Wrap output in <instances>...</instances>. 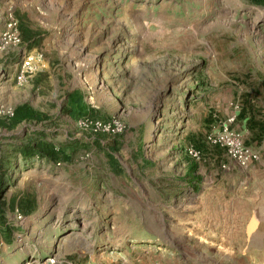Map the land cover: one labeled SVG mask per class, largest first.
<instances>
[{
    "label": "rangeland",
    "instance_id": "1",
    "mask_svg": "<svg viewBox=\"0 0 264 264\" xmlns=\"http://www.w3.org/2000/svg\"><path fill=\"white\" fill-rule=\"evenodd\" d=\"M32 51L41 67L8 82ZM76 89L107 128L62 113ZM21 101L47 120L0 129V264H264V137L237 118L264 127V0H0V118ZM39 129L70 159L14 152ZM231 133L257 159L230 158Z\"/></svg>",
    "mask_w": 264,
    "mask_h": 264
},
{
    "label": "trees",
    "instance_id": "2",
    "mask_svg": "<svg viewBox=\"0 0 264 264\" xmlns=\"http://www.w3.org/2000/svg\"><path fill=\"white\" fill-rule=\"evenodd\" d=\"M19 31V37L21 41H25L26 45L29 47L35 46L38 43L39 35L34 34V36L27 29L23 27L21 23L17 25ZM32 38V39H31ZM64 114H67L71 118L80 119H95V113L92 108L87 107L83 101V96L80 91L73 90L65 95L64 106L62 107ZM237 118L239 120L244 119V123L247 124L248 128L253 130V137L256 142L260 141L264 137V127L253 121L248 117L243 110L237 113ZM46 120V117L39 110L31 107L28 103L23 102L15 105L11 113L3 118H0V128L12 129L20 122H42ZM14 152L18 153L22 159H32L38 158L45 160V162L50 163H60L70 159V155L65 152L64 144H54L52 139H46V134L44 129H39L38 131H33L30 133V136L19 145L13 147ZM189 165L179 179L190 186H194L193 182L195 181V187L200 181L199 174L193 172L197 170V163L189 161ZM29 202H24L21 206L28 205Z\"/></svg>",
    "mask_w": 264,
    "mask_h": 264
},
{
    "label": "built area",
    "instance_id": "3",
    "mask_svg": "<svg viewBox=\"0 0 264 264\" xmlns=\"http://www.w3.org/2000/svg\"><path fill=\"white\" fill-rule=\"evenodd\" d=\"M6 19L7 27L9 28L13 26V31L12 33L7 34L8 30H5L3 35L7 34V41L12 39L15 40V42H18L19 39H16V35L14 34V30L16 29L15 20L13 19L11 14H9ZM41 64L42 57L40 52L32 51L28 54L22 55L15 70L14 81L16 83L22 82L26 77L30 76L32 73L38 70L41 67ZM79 120V122H85L86 124L90 125L93 132L100 130L101 128H107L109 126V123L101 124L100 121L96 119L80 118ZM232 135V133L229 134V136L226 137V140H224V146L226 147L227 155L230 158L235 159L240 164H244L251 160L257 159L258 153L256 150L252 149L249 146H245L243 141L239 139L237 135ZM206 138L207 141L211 144L219 143L220 139H222V137L217 135H208ZM187 152L188 154L195 155V151H192L191 149H188Z\"/></svg>",
    "mask_w": 264,
    "mask_h": 264
},
{
    "label": "crops",
    "instance_id": "4",
    "mask_svg": "<svg viewBox=\"0 0 264 264\" xmlns=\"http://www.w3.org/2000/svg\"><path fill=\"white\" fill-rule=\"evenodd\" d=\"M23 27L25 28V29H27L29 32H31V34L34 36V34H36L37 33V35H39L40 37H39V40H38V43L35 45V46H32V47H29V46H27L26 45V43H25V41H21L22 43H23V46H25V48L27 49V50H29V49H32V48H35V47H38L39 46V44H40V41L43 39V37H44V33H41V32H38L37 30H31V29H29V28H27L25 25H23ZM32 39V38H31ZM24 55V54H23ZM22 56V55H21ZM21 56H19V58H17V55H16V53L14 54V56L13 57H11V58H9V59H12V61L6 66V68H5V73H6V80L8 81V82H12V81H14V74H15V70H16V68H17V65L19 64V61H20V59H21ZM77 90V89H76ZM73 91V90H72ZM79 91V90H78ZM70 92V91H69ZM68 93V92H67ZM65 95H66V93H65ZM83 96V95H82ZM64 99H65V96H64ZM64 99H63V101H62V107L64 106ZM83 101H84V98H83ZM23 102H26V101H21V102H18V103H16V104H14L13 105V107L15 106V105H17V104H20V103H23ZM27 103V102H26ZM84 103L86 104V106L87 107H90V108H92L93 109V111H94V113H96V109L94 108V107H91L90 105H88L85 101H84ZM29 104V103H28ZM30 105V104H29ZM31 106V105H30ZM32 107V106H31ZM34 108V107H33ZM36 109V108H35ZM63 109V108H62ZM61 109V110H62ZM42 113V112H41ZM62 113H63V111H62ZM64 114V113H63ZM67 117H69L71 120H74V118H71L70 116H68L67 114H65ZM46 117V116H45ZM47 120V119H46ZM46 120H43L42 122H45ZM23 122V121H22ZM42 122H40V123H42ZM18 125V124H17ZM1 129V128H0ZM3 129V128H2ZM6 129V128H5ZM28 136H30V133H29V135ZM28 136H25V138H27ZM48 139H50V138H48ZM47 139V140H48ZM26 139H24V141H25ZM23 141V142H24ZM22 143V142H21ZM40 161H41V159H39ZM43 161V160H42ZM45 161V160H44ZM191 161V160H190ZM47 163H50V162H47ZM190 163V162H189ZM189 165V164H188ZM188 167V166H187ZM187 167H186V169H187ZM186 171V170H185ZM195 171L193 172V175H195ZM184 174V173H183ZM180 179V178H179ZM178 179V180H179ZM181 181V180H180ZM187 184V183H186ZM188 185V184H187ZM193 187L192 186H190V185H188L189 187H191L192 189H195V181L193 182ZM29 202V204L28 205H26V206H21V204H23L24 202ZM18 208H19V210L21 211V212H23L24 214H28V213H30L31 211H32V209H33V206H32V203H31V199H28V200H26V201H21V202H18V203H16L15 204ZM15 210H16V208H15ZM0 214L3 216V208H1V210H0ZM5 220L3 219V218H1L0 219V237L2 238V240L4 241V242H10V238H11V234H12V232H13V228L12 227H8L9 225H6V223L4 222Z\"/></svg>",
    "mask_w": 264,
    "mask_h": 264
}]
</instances>
